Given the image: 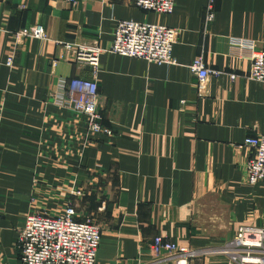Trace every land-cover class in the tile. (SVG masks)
<instances>
[{"label":"crops","instance_id":"crops-1","mask_svg":"<svg viewBox=\"0 0 264 264\" xmlns=\"http://www.w3.org/2000/svg\"><path fill=\"white\" fill-rule=\"evenodd\" d=\"M121 20L177 29L176 64L101 56L97 122L113 134H89L87 116L53 99L61 80L92 77L63 44L109 47ZM35 25L48 40L18 37ZM230 38L264 49V0H177L170 16L133 0H0V264H23L28 215L70 200L102 230L96 264H174L156 237L208 252L190 264H234L219 251L240 227L264 229V184H249L243 144L264 135V87ZM199 56L238 77L213 75L202 92L189 69Z\"/></svg>","mask_w":264,"mask_h":264},{"label":"built area","instance_id":"built-area-1","mask_svg":"<svg viewBox=\"0 0 264 264\" xmlns=\"http://www.w3.org/2000/svg\"><path fill=\"white\" fill-rule=\"evenodd\" d=\"M76 3V0H68ZM135 7L162 16L173 15L177 0H133ZM207 21L214 19L213 1L210 2ZM178 30L164 24L140 23L121 20L109 47L94 43H57L72 53L74 60L91 68V78L75 77L60 81L59 89L53 93L58 106L69 109L89 119L88 133L112 136V130L98 124L100 115L98 75L101 72V56L113 54L143 60L148 64L174 65V45ZM20 38H34L46 41L48 33L42 25H35L19 31ZM231 53L240 59H249L251 71L249 80L257 81L264 87V49L255 41L230 38ZM14 58L7 61L12 69ZM199 79V89L203 92L211 76L235 74L211 70L206 66L203 56H199L189 66ZM244 146L253 150L246 166L250 185L264 184V135L249 136ZM102 242L101 228L92 223L77 219L73 200L68 202L65 211L59 215L30 214L26 217L24 228L18 237L20 260L23 264H96ZM153 250L157 257L167 251L174 256V264H190L191 261L208 254L207 251L192 249L172 241L156 237ZM228 254L234 264H264V230L240 227L236 237L219 251Z\"/></svg>","mask_w":264,"mask_h":264},{"label":"rangeland","instance_id":"rangeland-1","mask_svg":"<svg viewBox=\"0 0 264 264\" xmlns=\"http://www.w3.org/2000/svg\"><path fill=\"white\" fill-rule=\"evenodd\" d=\"M177 38H178V36H177ZM71 79H72V78H71ZM258 185H259V184H258ZM259 229H262V228H259ZM263 230H264V229H263ZM237 234H238V233H237ZM237 234H236V235H237ZM235 237H236V236H235ZM235 237H234V238H235ZM234 238H233V239H234ZM171 254H172V253H171ZM172 255H173V254H172ZM173 257H174V256H173ZM174 261H175V259H174Z\"/></svg>","mask_w":264,"mask_h":264}]
</instances>
